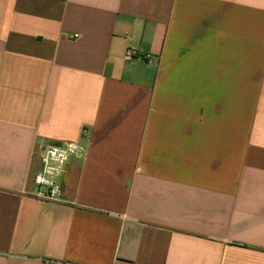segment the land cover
<instances>
[{
	"label": "crops",
	"instance_id": "1",
	"mask_svg": "<svg viewBox=\"0 0 264 264\" xmlns=\"http://www.w3.org/2000/svg\"><path fill=\"white\" fill-rule=\"evenodd\" d=\"M130 263L264 264V0H0V264Z\"/></svg>",
	"mask_w": 264,
	"mask_h": 264
},
{
	"label": "built area",
	"instance_id": "2",
	"mask_svg": "<svg viewBox=\"0 0 264 264\" xmlns=\"http://www.w3.org/2000/svg\"><path fill=\"white\" fill-rule=\"evenodd\" d=\"M82 135L87 136L88 131L83 129ZM82 153L83 147L75 142H65L43 148L40 151L42 169L34 177V183L37 186L36 197L52 200L57 189L55 179L64 172L70 161L80 157Z\"/></svg>",
	"mask_w": 264,
	"mask_h": 264
}]
</instances>
